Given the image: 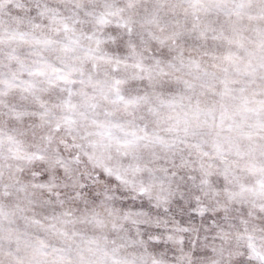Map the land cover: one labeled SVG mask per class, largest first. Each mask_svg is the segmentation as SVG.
<instances>
[{
    "label": "snow or ice",
    "instance_id": "6c2138e0",
    "mask_svg": "<svg viewBox=\"0 0 264 264\" xmlns=\"http://www.w3.org/2000/svg\"><path fill=\"white\" fill-rule=\"evenodd\" d=\"M0 264H264V0H0Z\"/></svg>",
    "mask_w": 264,
    "mask_h": 264
}]
</instances>
